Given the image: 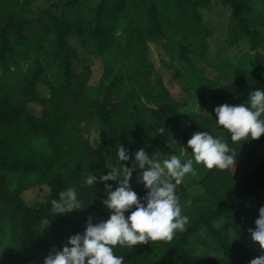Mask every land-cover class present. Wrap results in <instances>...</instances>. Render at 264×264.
Wrapping results in <instances>:
<instances>
[{"label": "trees", "instance_id": "obj_1", "mask_svg": "<svg viewBox=\"0 0 264 264\" xmlns=\"http://www.w3.org/2000/svg\"><path fill=\"white\" fill-rule=\"evenodd\" d=\"M214 4L228 14L223 48L237 47L244 40L250 47L263 44L264 34L247 18L248 12L255 11L251 0H0V264H43L69 236L84 230L88 217L94 223L108 218L109 210L102 203L104 182L98 179L96 187L83 183L90 173L99 177L110 171L111 164L132 166L140 148L148 154L156 147L165 156L177 154L179 147L167 143L171 138H183L187 146L196 131L183 134L174 114L184 104L175 100L160 77L153 84L142 71L152 63L147 52L153 44L162 51L159 61L175 78H184L191 93L199 96L204 86L210 88L212 80L202 78L197 66L206 63L214 36L200 11ZM71 36L81 37L85 53L101 59L103 73L97 86L89 85L91 68L73 70L80 50L69 43ZM216 58L215 68L233 70L237 90L215 95L209 113L198 112L191 120L224 133L222 138L242 164L261 157L250 165L252 169L244 166L238 180L230 168H213L177 186L182 212L189 217L185 229L171 241L115 246L116 254L125 257L124 264H249L264 251L260 245L251 248V235L241 226L245 216L257 219L264 206L258 199H249L264 194V150L258 153L264 134L233 144L231 134L216 125L214 112L222 103L243 104L252 90H264V69L257 58L254 65L249 59L239 65L234 58ZM22 64H28V69L23 70ZM197 83L202 86L193 90ZM39 84L48 88L47 98L41 97ZM154 85L161 95L156 107L143 99L154 93ZM30 102L41 105L39 117L28 111ZM93 125L105 132L97 148L81 134ZM160 127L165 129L163 134L158 132ZM40 136L49 152L34 148ZM119 144L127 147L128 161L116 158ZM140 171L135 169L130 184L143 197L135 188ZM15 173L20 176L14 183L11 175ZM107 183L118 186V181ZM40 185L50 188L48 199L29 205L23 193ZM68 186L78 189L85 208L55 215L50 201ZM223 218L227 220L215 226ZM203 229L221 246L214 258L190 245L192 238L204 240Z\"/></svg>", "mask_w": 264, "mask_h": 264}, {"label": "clouds", "instance_id": "obj_2", "mask_svg": "<svg viewBox=\"0 0 264 264\" xmlns=\"http://www.w3.org/2000/svg\"><path fill=\"white\" fill-rule=\"evenodd\" d=\"M214 112L216 125L231 134L233 144L264 134L262 89L252 90L246 103H222L214 108ZM164 131V127L158 129L161 134ZM167 143L178 145L174 138ZM187 146L191 148V156L187 157L185 152L188 147L185 146H179L178 154L163 158L157 153L150 157L144 148H140L134 153L132 166L122 163L117 167L111 164L110 171L104 175H87L83 183L88 186L96 187L98 179L104 182L107 196L102 199V203L109 210V216L95 223L91 216L88 217L84 230L69 236L61 249L45 257L43 264H124L125 257L116 254L117 245L132 248L148 241L173 240L189 221L188 215L182 212L177 186L187 184L186 177L199 179L195 165L202 163L207 169L224 170L235 167L237 157L228 140L212 131L194 132L187 140ZM116 158L121 162L130 159L128 149L123 144L117 146ZM137 167L141 170L137 173L138 179L148 190L143 197L138 196L130 184ZM108 181H118V186L113 187ZM50 203L55 215H66L85 208L74 186L65 187L59 192V198H52ZM255 225L254 229L248 230L251 240L259 242L260 248L264 250V206L259 208ZM249 264H264V251L251 259Z\"/></svg>", "mask_w": 264, "mask_h": 264}, {"label": "rangeland", "instance_id": "obj_3", "mask_svg": "<svg viewBox=\"0 0 264 264\" xmlns=\"http://www.w3.org/2000/svg\"><path fill=\"white\" fill-rule=\"evenodd\" d=\"M115 1V0H114ZM251 4L253 8L255 9L254 12L247 13V18L249 19V23L253 28H256L258 31L262 32L264 34V5L262 3V0H251ZM226 11V10H225ZM220 9L218 5H213L208 10H201L200 13L204 14L203 20L205 23H208L210 25V28L214 32V36L209 40V48L207 50V61L206 63H203V65L197 66L199 71L202 72V78H209L212 80L211 84L208 86L210 88H207L204 86L202 88V94L199 91V96L197 95L198 92L193 91L191 93L189 89H187L186 85L183 84L182 79H177L174 77V73L170 70L164 67L161 61H159V54L162 53L161 49L157 47L156 45L149 44V52H147V56L149 60L152 62L146 66V68L142 71V74L150 80L151 82L157 83V79L160 77L162 79L163 85L165 88L171 93V95L176 98V101L182 102L184 105L175 109L176 112L174 114L178 115V122L177 127L178 130L183 134L189 135L193 131H210L211 127H203L204 125L200 124L199 122L196 123L195 120H191V117L194 116L193 114H208L209 110L211 109L212 103H213V97L221 92L224 91H234L237 90V85L234 82L233 78V70L231 68H215L216 63V56L218 58L223 59L225 57L234 58L237 60V64L244 65L245 60L249 59L246 56H251L252 60H247L251 65H254L255 59H259L261 66L264 69V42L263 44L257 48L256 47H250V45L244 41H241L237 47H231V48H223L226 46L225 41L223 40V37L227 35V29H228V14L227 11ZM226 14V15H225ZM69 43L71 46L75 47L80 50V61L73 66V70L75 72H79L83 70L84 67L91 68L92 75L89 82V85L97 86L99 84V79L103 73V64L99 57L97 56H90L85 53L82 46V39L78 36H71L68 38ZM225 49V50H220ZM218 51L221 52V55L219 56L217 53ZM162 57V55H161ZM197 61V60H195ZM252 62V63H251ZM29 67L28 64H22V69L27 70ZM150 70L152 74H150ZM193 69L189 67V71H192ZM1 73V71H0ZM223 84V86H221ZM202 85L200 83H197L193 90H199ZM207 86V85H206ZM154 93L150 95H144L143 99L147 102V104L152 105L153 107L157 106V101L160 100V93L157 89H155V85L153 86ZM37 90L39 91L42 98H47L49 96V90L47 87H45L43 84H39L37 87ZM140 91V90H139ZM195 92V93H194ZM201 94V95H200ZM201 97L204 99V101H201ZM208 98V99H207ZM198 104L200 105V108L198 107ZM28 111L33 115L34 117H39L42 114V107L39 103L30 102L27 104ZM175 117V118H176ZM87 125H85L86 127ZM202 126V127H201ZM215 135L224 137L225 134H218V132H213ZM82 135H84L87 140L91 144L94 145V148H97L98 143L105 135V132L98 126H90L88 129V132H82ZM175 140L178 143L179 146H185L182 144L185 140L183 138H175ZM188 147V146H185ZM34 148L37 151H44L49 152V148L46 146L44 139L42 136L39 137V141L34 144ZM258 151V153H262L264 150V146H262ZM157 153V155L160 158L165 157V155L161 152V150L156 147L153 148V150L150 152L149 156L151 157L153 154ZM178 154V153H177ZM171 155V154H169ZM186 157L191 156V148L188 147V150L185 152ZM168 156V155H166ZM261 157V155H258L253 161L250 163L249 161L246 164H242L238 160L235 162V167H230V170L233 173V176L236 180H238L242 176V171L245 168L252 169L250 165L255 164L257 159ZM198 169V176L199 178L203 176L207 172V168L204 167V165L201 163L199 165H195ZM20 174L15 173L11 175V180L15 183L18 181ZM196 178L186 177L187 183L191 182ZM136 189L145 196L147 193V189L144 187L143 183L139 181L138 175L136 177ZM50 194V188L46 185H40L34 188H31L23 193V197L25 201L32 205L39 201H45L48 199ZM107 196V193H106ZM260 198V200L264 201V194L258 193V195H255L250 200H253L254 198ZM254 202V201H252ZM244 206V205H243ZM244 216V214H243ZM246 219L244 220V223L241 224L247 231L250 228L254 229L253 225V215L245 216ZM227 219L223 218L219 220V222L215 221V226L222 224ZM231 220V219H230ZM248 233L251 235V233L248 231ZM200 234L204 236V240H200L198 238H192L190 239V245L195 246L196 252L202 253L207 258H214L217 253H221V246L219 242L213 237L209 236L206 229H203ZM232 240L234 243L238 244L240 240L233 235ZM249 245L253 250L257 248L259 245V242H254L251 240V237L249 239ZM41 264V263H39Z\"/></svg>", "mask_w": 264, "mask_h": 264}, {"label": "crops", "instance_id": "obj_4", "mask_svg": "<svg viewBox=\"0 0 264 264\" xmlns=\"http://www.w3.org/2000/svg\"><path fill=\"white\" fill-rule=\"evenodd\" d=\"M257 195H258V194H257ZM254 199H255V200H257V199H258V200H259V202H260V204H263V203H264V201H263V200H260V198H258V197L254 198ZM254 199H253V200H254ZM255 200H254V202H255ZM255 220H256V218L254 217V218H253V220H252V222H253V225H254V228L256 227V225H255Z\"/></svg>", "mask_w": 264, "mask_h": 264}]
</instances>
